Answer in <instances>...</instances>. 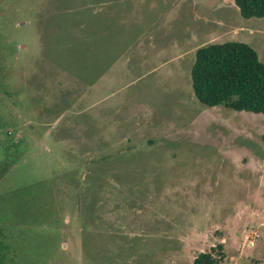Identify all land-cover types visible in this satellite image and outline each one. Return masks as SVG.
Returning a JSON list of instances; mask_svg holds the SVG:
<instances>
[{"label": "rangeland", "instance_id": "rangeland-1", "mask_svg": "<svg viewBox=\"0 0 264 264\" xmlns=\"http://www.w3.org/2000/svg\"><path fill=\"white\" fill-rule=\"evenodd\" d=\"M232 42L235 0H0V264H264V115L193 90Z\"/></svg>", "mask_w": 264, "mask_h": 264}, {"label": "trees", "instance_id": "trees-1", "mask_svg": "<svg viewBox=\"0 0 264 264\" xmlns=\"http://www.w3.org/2000/svg\"><path fill=\"white\" fill-rule=\"evenodd\" d=\"M235 4L246 19L264 18V0H235ZM192 81L196 98L207 107L225 106L264 115V64L246 44L232 42L200 48ZM219 258L201 253L194 264H220L224 255Z\"/></svg>", "mask_w": 264, "mask_h": 264}, {"label": "built area", "instance_id": "built-area-1", "mask_svg": "<svg viewBox=\"0 0 264 264\" xmlns=\"http://www.w3.org/2000/svg\"><path fill=\"white\" fill-rule=\"evenodd\" d=\"M254 243H255V241H254V240L250 241V246H253V245H254Z\"/></svg>", "mask_w": 264, "mask_h": 264}, {"label": "crops", "instance_id": "crops-1", "mask_svg": "<svg viewBox=\"0 0 264 264\" xmlns=\"http://www.w3.org/2000/svg\"><path fill=\"white\" fill-rule=\"evenodd\" d=\"M209 45V44H208Z\"/></svg>", "mask_w": 264, "mask_h": 264}]
</instances>
